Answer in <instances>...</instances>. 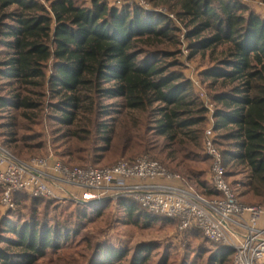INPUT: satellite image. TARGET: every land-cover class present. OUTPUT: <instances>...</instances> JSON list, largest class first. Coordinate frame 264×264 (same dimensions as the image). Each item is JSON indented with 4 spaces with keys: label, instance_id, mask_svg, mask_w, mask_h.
<instances>
[{
    "label": "trees",
    "instance_id": "16d2710c",
    "mask_svg": "<svg viewBox=\"0 0 264 264\" xmlns=\"http://www.w3.org/2000/svg\"><path fill=\"white\" fill-rule=\"evenodd\" d=\"M149 1L176 12L189 28L187 36L194 52L215 54L221 49L213 63L217 70L210 73L212 83L220 87L214 94L219 104L214 111L215 130L220 132L216 141L227 175L239 169L245 172L243 195H251L253 204L264 206V19L253 12L246 15V6L238 0ZM179 32L169 16L137 5L118 7L108 0H0V43L6 49L0 58V74L11 86L7 95L0 96V106L37 109L48 105L56 112V119L68 127L65 137L83 141L84 133L89 135L96 129L107 150L113 144L115 126L84 118L86 114L108 113L101 109L100 98L119 99L118 106L133 115L151 112L156 116V134L167 143H161L165 159L150 157L172 172L178 173L176 167H183L187 173H179L189 187L195 180L203 188L201 193L217 195L213 185L209 188L195 172L208 109L181 69H172L179 62L158 58L173 57L175 52L152 49L176 47ZM148 47L150 50H145ZM0 127L5 131V145L14 141L29 145L25 139L13 137L10 121ZM143 145L145 151L147 146ZM77 151L76 142H69L62 154L69 161L63 162L91 166L70 162L81 159ZM203 161L212 164L208 155ZM26 197L31 204L53 200L15 192V206L8 210L15 213ZM110 202L119 203L130 220L148 224L174 221L148 211L128 196ZM95 206L84 205L87 210L98 211ZM4 223L3 230L10 233L1 239L5 246H0V261L4 264L15 259L33 264L61 239H68L72 230L67 223L14 224L8 219ZM187 230L203 234L195 226ZM207 241L212 246L206 250V259L203 251L186 264H234L233 249ZM150 250H108L99 264H150Z\"/></svg>",
    "mask_w": 264,
    "mask_h": 264
},
{
    "label": "rangeland",
    "instance_id": "374dc122",
    "mask_svg": "<svg viewBox=\"0 0 264 264\" xmlns=\"http://www.w3.org/2000/svg\"><path fill=\"white\" fill-rule=\"evenodd\" d=\"M144 1L147 3L144 8L169 16L180 30V43L176 47L161 45L152 49L163 48L174 51L173 57L158 58L164 62H179L172 69H181L184 76L191 81L194 94L200 98L204 106H213L215 111L219 104L214 101V94L220 90V87L212 83L210 73L217 70L214 69L213 63L220 56L221 49L215 54H211L209 51L194 52L190 45L191 40L187 36L189 28L178 19L176 12L168 10L167 7H162L163 5L156 6L149 0ZM238 1L246 6V15L253 12L264 19V0ZM125 5L140 6L134 0L123 6ZM150 48L145 50H150ZM5 52V47L0 43V58L4 57ZM10 87L8 78L0 74V96L7 95L10 92ZM202 91L206 93V97L200 96ZM47 98L46 100L49 102ZM119 102V99L100 98V106H103L101 109L109 110L108 113L97 112L93 116L84 115L86 119L98 120L97 123H108L115 126L116 135L111 148L108 150L100 142L96 129L89 135L84 133L82 135L83 141L65 137L68 127L56 119V112L48 105L40 106L37 109H15L12 106H0V126L10 121L12 123L10 132L14 133L13 137L25 139L26 143L29 144L21 146L19 141H14V143H8L5 146L22 160L52 155L62 161H69V157H64L62 154L67 150L69 142H76L78 147L76 156H80L81 159L73 158L70 162L91 166L112 165L121 160L141 155H151L159 160L165 159L166 154H163L164 148L161 143L165 146L167 142L165 143L163 136L156 134L155 114L138 112L133 115L125 108L118 106ZM211 115V112L208 111L204 132L210 123ZM4 133L5 131L0 127L2 141L5 140ZM219 133L218 131L217 135ZM202 138L204 139L203 134ZM143 144L147 146L145 151ZM127 145L128 147L125 148ZM196 152L198 161L195 172L201 179L206 180L207 186L211 188V164L210 161H203L206 156L203 145L201 150ZM170 168L174 169L171 166ZM176 168L178 173H187L183 167ZM227 180L239 201L244 204L254 203L251 195H243L242 193L243 184L246 181L245 172L241 169L237 172H231L228 174ZM182 181L185 185H189L184 178ZM193 183L192 188L199 192L203 191V188L195 180ZM113 199L90 203H80L69 199H53L47 202L40 199L31 204V199L26 197L21 199L15 213H13L14 211L10 212L1 204L0 197V246H5V242L1 241L3 236L10 234L3 230L6 227L4 222L8 219L12 220L14 224L25 221H40L49 225L55 222L67 223L68 228L72 229L68 239H61L54 247L47 249L45 255L38 258L33 264H99L100 260H103L105 251L115 249L135 253L143 247L151 248L150 264H186L193 256L203 251L205 259L208 256L206 250L212 246V243L208 242L200 231L193 232L180 229L179 223L175 220L153 224L135 218L130 220L119 203L110 202ZM84 205H96L98 211L87 210ZM15 214L16 216L12 217ZM0 264L4 263L0 261ZM9 264L24 263L15 259ZM257 264H264V262L261 261Z\"/></svg>",
    "mask_w": 264,
    "mask_h": 264
},
{
    "label": "built area",
    "instance_id": "2783aa9c",
    "mask_svg": "<svg viewBox=\"0 0 264 264\" xmlns=\"http://www.w3.org/2000/svg\"><path fill=\"white\" fill-rule=\"evenodd\" d=\"M118 7L133 0H108ZM146 7L144 0H134ZM206 97L205 92H200ZM205 129L204 152L211 160L210 182L217 195L207 196L183 183L181 174L168 170L148 155L121 160L111 166H72L52 155L22 160L0 138L1 204L15 206L13 194L25 192L35 198L99 202L131 197L150 212L193 226L214 243L234 250V264L264 262V206L244 204L234 194L217 144L213 106Z\"/></svg>",
    "mask_w": 264,
    "mask_h": 264
},
{
    "label": "crops",
    "instance_id": "0c3cea01",
    "mask_svg": "<svg viewBox=\"0 0 264 264\" xmlns=\"http://www.w3.org/2000/svg\"><path fill=\"white\" fill-rule=\"evenodd\" d=\"M260 224H261V226H264V217L261 219Z\"/></svg>",
    "mask_w": 264,
    "mask_h": 264
}]
</instances>
